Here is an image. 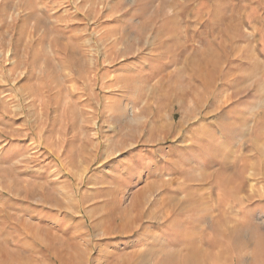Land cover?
<instances>
[{
  "label": "rangeland",
  "instance_id": "rangeland-1",
  "mask_svg": "<svg viewBox=\"0 0 264 264\" xmlns=\"http://www.w3.org/2000/svg\"><path fill=\"white\" fill-rule=\"evenodd\" d=\"M0 264H264V0H0Z\"/></svg>",
  "mask_w": 264,
  "mask_h": 264
}]
</instances>
